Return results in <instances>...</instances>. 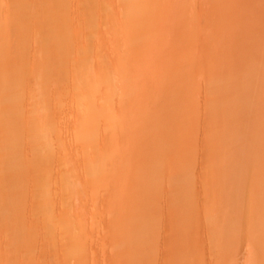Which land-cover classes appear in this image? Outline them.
<instances>
[{
    "label": "rangeland",
    "instance_id": "rangeland-1",
    "mask_svg": "<svg viewBox=\"0 0 264 264\" xmlns=\"http://www.w3.org/2000/svg\"><path fill=\"white\" fill-rule=\"evenodd\" d=\"M0 264H264V0H0Z\"/></svg>",
    "mask_w": 264,
    "mask_h": 264
}]
</instances>
